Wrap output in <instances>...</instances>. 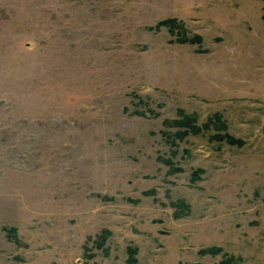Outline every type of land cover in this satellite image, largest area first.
Instances as JSON below:
<instances>
[{"label":"rangeland","instance_id":"obj_1","mask_svg":"<svg viewBox=\"0 0 264 264\" xmlns=\"http://www.w3.org/2000/svg\"><path fill=\"white\" fill-rule=\"evenodd\" d=\"M263 14L0 0V264H264Z\"/></svg>","mask_w":264,"mask_h":264},{"label":"trees","instance_id":"obj_2","mask_svg":"<svg viewBox=\"0 0 264 264\" xmlns=\"http://www.w3.org/2000/svg\"><path fill=\"white\" fill-rule=\"evenodd\" d=\"M264 15V14H263ZM166 21H160L159 22V24H164ZM228 140H229V142H233V140L230 138V137H228Z\"/></svg>","mask_w":264,"mask_h":264}]
</instances>
